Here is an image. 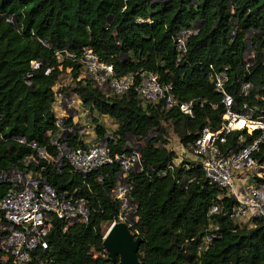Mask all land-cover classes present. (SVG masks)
Wrapping results in <instances>:
<instances>
[{"label": "trees", "instance_id": "trees-1", "mask_svg": "<svg viewBox=\"0 0 264 264\" xmlns=\"http://www.w3.org/2000/svg\"><path fill=\"white\" fill-rule=\"evenodd\" d=\"M193 26L197 31L187 37L186 50L176 61L173 38ZM249 40L250 62L245 58ZM85 47L111 64L116 75L153 72L161 84L171 86L178 101H192V116L160 102L140 104L132 88L113 96L79 78L78 58ZM263 49L264 0H0V173L39 172L57 193L84 199L89 212L87 223L73 222L65 231L62 221L51 219L46 248L35 250L27 264H117L103 250L102 226L115 220L119 210L108 196L118 165H103L83 177L64 160L55 167L38 157L31 146L56 156L46 133L56 130L52 86L66 70L74 83L71 93L95 135L105 132L98 116L115 124L113 152L127 151V136H150L140 147L141 171L128 176L129 197L136 204L129 228L141 238L136 252L141 264H264V221H233V200L224 190L207 181L192 161L174 164L164 126L183 148L202 127H217L224 110L212 76L223 67L235 106L243 100L264 106ZM54 51L61 52L60 59ZM32 62L38 65L33 68ZM240 82L252 85L246 97L238 94ZM63 123L72 125L68 118ZM237 134L228 136L226 146L234 144ZM76 143L77 135L69 133L67 145ZM29 157L35 162L24 165ZM253 157L264 162V143ZM7 188L8 182L0 181V198ZM212 204L219 211L206 216ZM211 225L218 227L219 237L197 254L199 238Z\"/></svg>", "mask_w": 264, "mask_h": 264}, {"label": "built area", "instance_id": "built-area-1", "mask_svg": "<svg viewBox=\"0 0 264 264\" xmlns=\"http://www.w3.org/2000/svg\"><path fill=\"white\" fill-rule=\"evenodd\" d=\"M196 27L180 29L174 36L176 61L185 52V43L189 35L195 34ZM247 50V49H246ZM246 53V51H245ZM57 59L61 52L54 51ZM252 56L247 58L249 61ZM78 61L81 64L79 78L90 80L101 91L113 96H121L132 88L140 104L162 103L166 109L177 108L189 117L192 116V101H178L171 92L169 84H161L158 77L151 71L139 69L125 75H116L111 64L105 63L92 51L85 47L81 50ZM261 61L264 65V49ZM37 62H32L34 68ZM47 71V70H46ZM228 76L226 67L212 76L214 91L219 95L223 114L217 127L204 126L200 129L192 143L184 153L190 156V161L197 165L204 178L220 189L233 200L229 217L235 222H249L254 218L264 221V162H257L253 154L259 151L260 143H264V106L251 104L243 100L235 106L233 94L228 91ZM252 85L240 82L238 94L248 96ZM55 117L56 130L46 133L48 145L54 148L56 156L50 157L45 149L38 148L37 156L60 166L62 160L71 170L83 177L99 167L115 163L119 170L108 196L119 206L115 222H125L130 226L134 219L136 204L130 199L132 188L128 179L130 172L141 171L140 147L137 143L125 147L127 151L113 152L110 142H113L112 131H105L102 136L84 138V131L75 125H66L63 119ZM257 136L253 137V133ZM238 132L232 146H226L231 133ZM77 135L80 143L67 145V135ZM251 137L250 141L247 138ZM22 141V140H19ZM35 162L31 157L25 158L23 164ZM173 165L167 169L172 170ZM165 172H161L163 175ZM0 181H7L8 188L0 198V262L2 264H27L35 258V250L46 248L45 236L50 228L51 219L63 222L65 231L73 222L87 223L89 212L84 199H74L65 193L59 194L45 177L39 172L30 170L9 169L0 173ZM217 205L212 204L206 216L217 213ZM219 237L217 226H208L206 233L199 238L196 247L197 254L204 251ZM41 262H39L40 264Z\"/></svg>", "mask_w": 264, "mask_h": 264}, {"label": "water", "instance_id": "water-1", "mask_svg": "<svg viewBox=\"0 0 264 264\" xmlns=\"http://www.w3.org/2000/svg\"><path fill=\"white\" fill-rule=\"evenodd\" d=\"M149 137L143 139L144 143ZM140 243L141 238L125 222L109 223L102 237V247L107 258L112 263L117 258V264H141L136 254Z\"/></svg>", "mask_w": 264, "mask_h": 264}, {"label": "rangeland", "instance_id": "rangeland-1", "mask_svg": "<svg viewBox=\"0 0 264 264\" xmlns=\"http://www.w3.org/2000/svg\"><path fill=\"white\" fill-rule=\"evenodd\" d=\"M246 53H245V58H249L252 56V50H251V42L250 40L247 41V48H246ZM74 85L73 81L70 79L69 77V73L68 70L64 71L60 78L58 79V81L54 84V86H52L53 91H57L58 89H63L66 93H70L71 97L74 99H77L76 96L71 93V88ZM61 101H64V98L61 99ZM66 103V102H65ZM63 112V110L59 107V105H53L52 106V111L54 113L57 114V112ZM75 112H77L78 114L81 113V108L80 106L76 105L75 106ZM68 119H70V122L72 121L71 117H67ZM98 122L103 126L105 131H113L115 129V124L113 123V121L108 118L107 116L101 115L98 116ZM80 122L84 123V117L83 115H80ZM165 129H166V135L168 138V144L166 145V147L168 149L173 150V152L176 155V159H174V164L177 165L179 163L180 160H191L190 156L187 153H184L182 150V146L180 145L177 137L175 136V134L171 131V129L168 127L167 123H164ZM90 135L91 133L88 132ZM94 133V130H93ZM150 135H155V132H151ZM135 143H137L139 145V147H141L144 143L143 139H134L131 138L129 136L126 137L125 140V145L127 147H132L135 146ZM107 224H103L102 228L103 230L107 227Z\"/></svg>", "mask_w": 264, "mask_h": 264}, {"label": "crops", "instance_id": "crops-1", "mask_svg": "<svg viewBox=\"0 0 264 264\" xmlns=\"http://www.w3.org/2000/svg\"><path fill=\"white\" fill-rule=\"evenodd\" d=\"M64 98V101H61V99ZM77 98V97H76ZM66 102V103H65ZM59 105V107L63 110V112H57L54 113V116H58L61 117L62 119L67 118L68 116L72 118L71 123L79 128H82V130L84 131V138H92L93 136H96L95 133H93V127L90 123L87 122V116H86V112L85 109L82 108V106L80 105V102L78 99H73L70 95V93H66V92H62L61 89H58L55 92V98H54V102L52 103L53 105ZM78 105L81 108V113L78 114L77 112H75V106ZM80 115H83L84 117V123L80 122ZM99 119V118H98ZM90 132L91 135L88 133Z\"/></svg>", "mask_w": 264, "mask_h": 264}]
</instances>
